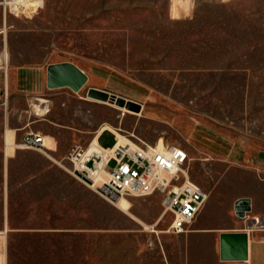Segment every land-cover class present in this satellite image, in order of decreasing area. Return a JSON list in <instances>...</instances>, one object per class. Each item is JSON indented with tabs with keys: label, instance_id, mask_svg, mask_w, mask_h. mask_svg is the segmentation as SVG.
Wrapping results in <instances>:
<instances>
[{
	"label": "rangeland",
	"instance_id": "1",
	"mask_svg": "<svg viewBox=\"0 0 264 264\" xmlns=\"http://www.w3.org/2000/svg\"><path fill=\"white\" fill-rule=\"evenodd\" d=\"M4 1L1 66L69 61L88 77L77 92L47 87L3 100L13 110L3 121H23L20 136L50 137L47 149L8 159L0 141L6 264H243L220 259L215 232L264 228V0H176L177 15L174 0H43L25 9ZM105 122L136 143L162 137L186 148L190 179L208 195L191 230L215 232L169 233L170 214L152 231L76 179L69 150ZM98 142L111 147L115 136L106 130ZM240 198L250 201L243 216ZM162 199L129 198L130 212L152 224Z\"/></svg>",
	"mask_w": 264,
	"mask_h": 264
},
{
	"label": "built area",
	"instance_id": "2",
	"mask_svg": "<svg viewBox=\"0 0 264 264\" xmlns=\"http://www.w3.org/2000/svg\"><path fill=\"white\" fill-rule=\"evenodd\" d=\"M106 130L110 131L102 127L86 144L71 147L67 159L73 176L114 205L121 197L161 194L162 210L158 219L170 214L167 231L177 235L187 232L208 196L200 185L190 179L187 149L164 141L159 143V140L150 144H119L113 132L114 144L103 147L98 138ZM16 146L41 151L46 146L45 136L28 131ZM101 173L104 178L96 182V176ZM6 233V227L0 229V264H6Z\"/></svg>",
	"mask_w": 264,
	"mask_h": 264
},
{
	"label": "crops",
	"instance_id": "3",
	"mask_svg": "<svg viewBox=\"0 0 264 264\" xmlns=\"http://www.w3.org/2000/svg\"><path fill=\"white\" fill-rule=\"evenodd\" d=\"M1 67L3 66L0 65V68ZM3 68L5 69V71L0 72V141L3 140V144H4L3 150H2V152L4 153V158L8 159V158L13 157L14 152L16 150L17 151L25 150V149L18 148L16 144L26 132H24L23 135L20 136V129L23 128V121L16 122L14 124L10 122L9 120L3 121L5 119V115L2 116L1 113L6 114L9 112H13V110H11L12 107L11 108L10 106H7L8 108L6 107V104H5L6 102L3 101L4 98H5V101H7L9 94L17 93V91L26 93L27 95L42 94L45 88H47V85H46V68L14 67L10 70H8L6 66ZM4 105L5 107H3ZM7 132H12V136L14 139V151L11 154H7L5 152L7 151V146H6ZM47 148L48 147L45 146L44 149H47ZM253 162L260 163L261 161H259L256 158L255 160H253ZM257 218L258 216L256 215L253 219L254 224ZM243 229H246L248 231V258L246 261H228V262H238V263H243V264H264V228L249 229L248 227L244 228L243 226H241V227L223 228V229H220L218 232L217 231L215 232L212 230L211 231L198 230L200 232H197V231H192L190 227L189 230L185 233L195 232L196 233L195 235L200 236L206 233L215 232L217 233V236L219 239V234L221 232L237 231V230H243ZM218 247H219V242H218Z\"/></svg>",
	"mask_w": 264,
	"mask_h": 264
},
{
	"label": "water",
	"instance_id": "4",
	"mask_svg": "<svg viewBox=\"0 0 264 264\" xmlns=\"http://www.w3.org/2000/svg\"><path fill=\"white\" fill-rule=\"evenodd\" d=\"M87 80L88 77L85 72L69 61L50 63L46 67V85L48 88L68 87L77 92L86 84ZM99 92L101 93L96 89L89 91L91 94H99ZM120 102H122L121 98ZM129 105L135 106L131 102ZM249 202L247 198H240L236 201L235 211L237 215L243 216V211L250 209ZM248 228L251 229V224L248 225ZM219 257L223 261H246L248 258V231L243 229L221 232L219 234Z\"/></svg>",
	"mask_w": 264,
	"mask_h": 264
},
{
	"label": "bare ground",
	"instance_id": "5",
	"mask_svg": "<svg viewBox=\"0 0 264 264\" xmlns=\"http://www.w3.org/2000/svg\"><path fill=\"white\" fill-rule=\"evenodd\" d=\"M179 1V0H178ZM43 2V0H11V1H7L5 0L4 3H13V4H19L21 9H25L28 5H36V4H41ZM182 2V1H181ZM188 2V1H187ZM178 3V2H177ZM189 3V2H188ZM179 4V3H178ZM183 4V3H182ZM188 7V6H187ZM172 11L170 10V12H172L173 14L177 15V8H176V0L173 1L172 3ZM185 8V7H184ZM185 10V9H184ZM181 10H179L180 12ZM186 12V10H185ZM171 13V14H172ZM7 50L4 49L3 51V60L5 61V63L7 62ZM7 67V66H6ZM7 85V84H6ZM41 103L46 102L47 100L44 98H39L38 99ZM114 102V101H112ZM36 110L40 113V114H44L45 112H47V108L46 106H42L40 104H36ZM119 110L123 111V115L126 114H131V115H138L139 113H135L132 110H128L125 107H120ZM102 127L108 128L111 132H113L116 136V139H118L119 144H132L133 141L131 139L128 138L127 135L122 134L120 131H122L121 129L115 128L114 126H112L111 124L105 122L103 123V125L101 126V128L98 130L100 131L102 129ZM50 140V137H46L45 136V144L48 145V141ZM52 140V139H51ZM96 141V139H95ZM164 141V139L161 137L159 138V143H162ZM6 146H7V151H5L7 154H11L14 151V139L12 136V132H7L6 135ZM6 149V148H5ZM52 157V156H51ZM104 178V174L101 173L99 175L96 176V182H100L102 179ZM131 201L129 200V198L126 197H121L117 200V202L115 203V206L118 207L119 209L127 212L133 219H135L136 221L140 222L141 224L145 225L146 228L151 229L152 231L156 230L154 229L160 222L161 219L156 220L154 223L152 224H146L144 222H142L138 217H136L134 214L135 213H131L130 212V208H131ZM159 218V217H158ZM256 224L258 223H263L262 220L260 219H256L255 220ZM161 232V231H159ZM2 255L4 256V248H3V252ZM2 256V257H3Z\"/></svg>",
	"mask_w": 264,
	"mask_h": 264
}]
</instances>
